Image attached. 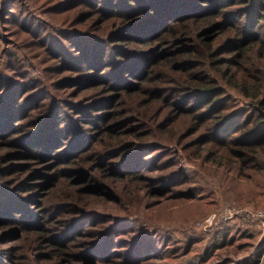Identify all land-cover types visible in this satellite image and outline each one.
<instances>
[{
    "label": "rangeland",
    "instance_id": "374dc122",
    "mask_svg": "<svg viewBox=\"0 0 264 264\" xmlns=\"http://www.w3.org/2000/svg\"><path fill=\"white\" fill-rule=\"evenodd\" d=\"M91 6L83 0H0V264H264L258 220L239 214L213 228L199 225L226 205L264 210V160L240 164L232 151L254 139L244 130L257 109L216 132L196 129L204 101L179 99L170 90L167 101L138 117L131 105L142 106L147 97L126 93L146 82L134 75L138 64L160 68L164 59L181 57L189 43L162 42V30L152 26L114 32V50L107 43L90 45L88 36L102 37L98 26L105 34L117 27L113 19L99 25ZM241 8L229 5L225 12L237 16ZM233 32L237 38L242 33ZM231 35L226 30L218 41L230 43ZM220 56V62L230 57ZM161 71L145 89L164 85ZM241 72L233 78L219 72L229 114L248 108L236 85ZM187 109L194 119L179 118ZM142 120L153 124L155 141L170 145L128 159L120 152L105 155L114 134L126 142L146 134L151 128ZM169 123L174 130L164 132L160 125ZM167 133L179 135L170 139ZM103 165L111 170L108 177L101 175ZM72 176L75 186L64 182ZM62 191L74 193L78 208L59 201Z\"/></svg>",
    "mask_w": 264,
    "mask_h": 264
},
{
    "label": "trees",
    "instance_id": "16d2710c",
    "mask_svg": "<svg viewBox=\"0 0 264 264\" xmlns=\"http://www.w3.org/2000/svg\"><path fill=\"white\" fill-rule=\"evenodd\" d=\"M83 3L89 8L92 5L91 9H93V12L91 15L98 14L102 19V23L99 25L108 24L113 19L111 26L118 27L105 34L104 28L98 26L97 29L102 30V37L97 35L88 36L89 40L86 43L90 45L100 46L103 43H107L114 50V32L120 35L127 29L130 31L143 29L144 32L152 26L162 30L163 34L157 36L160 37L159 40L162 42L163 39H173L189 43L188 47L183 50L181 57L176 56L179 52L175 53L174 56L176 57L164 59L160 68H157L159 64L154 65L151 62L149 65H146V62L136 63L138 64L137 74L134 75H140L138 77L143 82L146 81L145 83L142 82L144 85L155 80L152 75L156 72V69H162L159 77H162L161 81L164 83V85L147 89L142 84L132 89L131 92H126L147 97L142 106H139L136 102L131 105V109L136 112L138 117H146L150 112L154 111L160 99L164 102L167 101L168 99H166L165 95L170 90L179 99L184 98L183 95H185V99L197 98L204 101L203 106L205 108L199 113V123L196 124L199 126H196V129L203 127L211 132H216L233 119L250 117V111L257 109L255 110V118L250 122V127L244 130V134L254 139L251 142H243L244 146L241 149L232 151L237 155L235 157L238 158V161L235 162L240 164L247 163V160L255 163L264 160V0H83ZM126 3H128V6L125 5ZM109 4H112L114 8L106 12L104 6H109ZM116 4L119 5L118 9L115 7ZM229 5H242L241 14L237 16L235 14L234 17L232 13L225 12V7ZM243 17H246L244 23L235 21L238 18L242 20ZM168 20L175 21V23L167 25ZM236 23L239 24L237 25ZM237 28L242 31L239 38L233 36V31ZM226 30L232 33L231 37H229L230 43L225 40L218 41ZM71 37H74L73 34H70L69 39ZM142 37L141 39H144V42L148 41V36ZM73 39L77 40L76 38ZM160 41L159 44L164 45ZM228 44L231 45L230 50H226ZM103 52L104 49L98 50L97 57L101 62L105 61ZM224 53L229 54L230 57L220 62V59H222L220 55ZM84 59L86 58L81 57V61H84ZM226 62L232 65V68H222ZM112 63L114 64V62ZM220 64L222 66H219ZM199 67L200 70L197 73L188 70ZM240 70H244V73L241 72L243 75L238 76L239 79L236 85L240 96L245 98L244 101L248 108L242 107L238 114H229L226 109L230 98L224 96L225 93L229 94V91L227 86L223 85L224 83L220 78L222 76H220L219 72H223V76L228 72L233 78L239 75ZM173 98L174 96L171 97V99ZM222 105L224 106L221 107ZM167 106L165 109L170 108V104H167ZM219 107L221 108L217 110ZM248 109L251 110L247 111ZM217 112L220 113L216 114ZM203 113H213V117L206 118ZM189 114L193 119L196 117L192 111L187 109L180 112L179 118H184V115ZM131 118L129 117L128 119ZM141 122L143 127L145 125L151 128L146 134L140 136L135 142L117 141V135L114 134V140L103 151L105 155L114 157V153L120 152L119 156L121 155L122 158L128 159L136 152L137 154L142 153L149 147L161 149L163 146L170 145L155 141L153 124L146 120ZM172 123L167 126L165 124V126L163 124L160 126L163 127L164 132H168ZM171 129L174 130V128ZM147 135H149V140L145 138ZM178 135V133L166 134L170 139L177 138ZM153 140L154 142H151ZM205 155L214 160L219 166L224 164L222 156H219V154L217 156L215 152L208 151ZM107 166L103 165L101 167V175L105 177H108L111 171ZM240 170L245 171V168L241 167ZM114 173H116L115 178L123 180L121 174ZM89 177L92 181L97 182L98 180L93 174H89ZM73 178L72 176L71 179H67L64 182H69L70 186H75ZM88 182H90V179ZM99 186L102 187L103 184L99 183ZM169 189H172V187ZM58 195L59 201L65 207L74 206L78 208V205L73 202L75 196L72 191H62Z\"/></svg>",
    "mask_w": 264,
    "mask_h": 264
},
{
    "label": "built area",
    "instance_id": "2783aa9c",
    "mask_svg": "<svg viewBox=\"0 0 264 264\" xmlns=\"http://www.w3.org/2000/svg\"><path fill=\"white\" fill-rule=\"evenodd\" d=\"M239 214H244L258 220L262 226V237H264V210H255L250 208L249 206L238 208L236 206L226 205L222 207L218 212H212L203 217L201 221H199V225L204 229L213 228L220 223L234 219L235 216H238Z\"/></svg>",
    "mask_w": 264,
    "mask_h": 264
}]
</instances>
